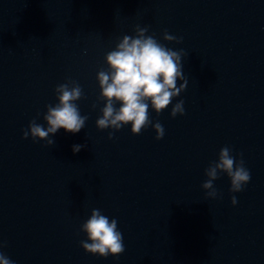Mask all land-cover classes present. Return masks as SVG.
<instances>
[{
    "label": "water",
    "instance_id": "95a60500",
    "mask_svg": "<svg viewBox=\"0 0 264 264\" xmlns=\"http://www.w3.org/2000/svg\"><path fill=\"white\" fill-rule=\"evenodd\" d=\"M137 26L185 53L187 89L159 115L149 102L159 141L151 126L96 125L97 73ZM68 80L83 89L85 128L60 129L52 147L25 140L32 120L47 128ZM180 100L185 115L172 118ZM226 146L251 180L232 193L221 174L206 199V169ZM93 209L118 221L120 256L82 248ZM0 243L13 264H264V0H0Z\"/></svg>",
    "mask_w": 264,
    "mask_h": 264
},
{
    "label": "clouds",
    "instance_id": "9594fccd",
    "mask_svg": "<svg viewBox=\"0 0 264 264\" xmlns=\"http://www.w3.org/2000/svg\"><path fill=\"white\" fill-rule=\"evenodd\" d=\"M147 27L137 26L135 35H125L115 48L105 56L107 69H100L97 81L101 90L100 99L105 102L101 109L102 115L97 119V128L101 131L112 129L120 131L131 125L133 135H140L142 130L153 127L156 139L162 140L165 129L158 121L153 123L149 118V102L151 109L158 115L164 112L172 101L180 97L187 89L188 81L183 71V50L175 51L160 43L154 35H148ZM163 40L168 43H182L167 31ZM182 81L177 86V81ZM58 103L47 106L43 119L47 124L37 123L34 119L24 131V139L29 135L33 141H46L52 147L54 137L60 130L77 134L86 126L87 116H82L77 102L84 98L81 85L74 80L59 84L56 89ZM120 107L117 108L116 105ZM93 109L96 108L94 104ZM185 115L184 101L180 100L171 110V117ZM114 132L109 133L113 139ZM86 145H73V153L78 154ZM226 174L231 181V192L240 193L251 180V173L245 167L243 158L237 162L229 147H223L219 159L213 162L205 172L208 177L202 187L207 193L206 199L215 200L220 193L214 188V182ZM232 204H237L235 196ZM87 234V240L81 241L86 253L107 258L109 255L118 257L124 253V240L118 230V221L103 215L100 209H93L89 219L81 226ZM5 245L0 243V248ZM0 264H13V261L0 251Z\"/></svg>",
    "mask_w": 264,
    "mask_h": 264
}]
</instances>
